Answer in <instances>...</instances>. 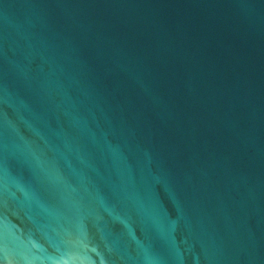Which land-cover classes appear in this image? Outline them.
I'll use <instances>...</instances> for the list:
<instances>
[{
  "label": "water",
  "instance_id": "water-1",
  "mask_svg": "<svg viewBox=\"0 0 264 264\" xmlns=\"http://www.w3.org/2000/svg\"><path fill=\"white\" fill-rule=\"evenodd\" d=\"M0 264H264V0H0Z\"/></svg>",
  "mask_w": 264,
  "mask_h": 264
}]
</instances>
